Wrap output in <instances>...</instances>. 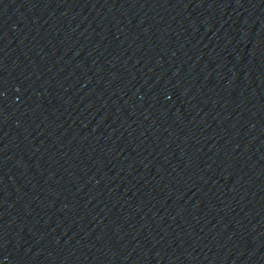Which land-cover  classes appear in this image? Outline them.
Masks as SVG:
<instances>
[{"label":"water","instance_id":"obj_1","mask_svg":"<svg viewBox=\"0 0 264 264\" xmlns=\"http://www.w3.org/2000/svg\"><path fill=\"white\" fill-rule=\"evenodd\" d=\"M260 3H261L262 11H263V14H264V0H260Z\"/></svg>","mask_w":264,"mask_h":264}]
</instances>
